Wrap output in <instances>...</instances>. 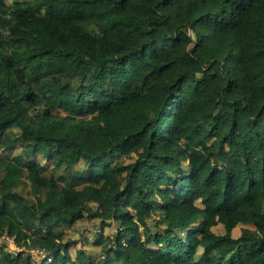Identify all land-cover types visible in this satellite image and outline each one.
I'll use <instances>...</instances> for the list:
<instances>
[{"label":"trees","instance_id":"obj_1","mask_svg":"<svg viewBox=\"0 0 264 264\" xmlns=\"http://www.w3.org/2000/svg\"><path fill=\"white\" fill-rule=\"evenodd\" d=\"M4 236L0 264H264V0H0Z\"/></svg>","mask_w":264,"mask_h":264},{"label":"rangeland","instance_id":"obj_2","mask_svg":"<svg viewBox=\"0 0 264 264\" xmlns=\"http://www.w3.org/2000/svg\"><path fill=\"white\" fill-rule=\"evenodd\" d=\"M8 5H12L16 0H4ZM90 32L98 34L99 30L91 27L89 28ZM94 209L96 206H92ZM158 220V218H157ZM156 220H151L150 225L154 226L156 224ZM104 229H101L100 222L95 221L86 225H79L76 226L73 230H70L67 232L64 242H67L68 240L75 241L74 244L70 247V252L74 258H76V254L78 251L82 250L87 255H90L93 258H97L100 256V253L102 251L101 247H96L94 244L97 243V241H100L103 239L105 241L106 238H111L116 235L117 233V224L115 222H109ZM245 226H238L234 230V237H239L241 234V230ZM214 231L216 233H223L224 229L222 226H218L214 228ZM185 235V234H184ZM187 235V234H186ZM0 246H3V249L6 253H8L10 256L16 257L17 253L24 251L25 249H20L16 247L14 241L6 236L0 237ZM33 259L35 261H39L41 259V256L38 252L31 251L30 252Z\"/></svg>","mask_w":264,"mask_h":264}]
</instances>
